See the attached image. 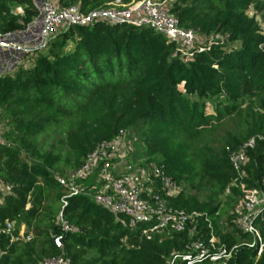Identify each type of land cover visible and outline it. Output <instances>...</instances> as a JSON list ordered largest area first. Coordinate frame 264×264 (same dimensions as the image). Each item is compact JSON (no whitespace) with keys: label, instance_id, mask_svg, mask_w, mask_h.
I'll use <instances>...</instances> for the list:
<instances>
[{"label":"trees","instance_id":"16d2710c","mask_svg":"<svg viewBox=\"0 0 264 264\" xmlns=\"http://www.w3.org/2000/svg\"><path fill=\"white\" fill-rule=\"evenodd\" d=\"M112 1L59 3L87 14ZM252 5L256 13L249 16ZM17 8L22 15L14 14ZM168 11L181 28L207 39L223 36L227 42L213 41L182 60L172 43L149 28L74 25L30 68L0 78V125L5 122L0 185L7 189L0 190V230L14 222L15 235L24 227L32 237L10 243L0 233V264H40L58 256L70 264H168L198 235L206 241L205 218L219 243L238 246L227 264H264V253L257 258L256 249L242 245L252 237L236 225L242 193L229 162L245 142L264 136V38L255 20L264 11V0H174ZM35 16L32 0H0L3 33L23 29ZM230 123L219 148H210L211 134ZM121 130L136 139L133 163L162 166L181 186L180 194L166 198L168 206L204 214L193 227L151 233L147 239L142 234L146 224L131 230L126 216L113 215L87 195L66 198L63 208L69 177L98 144ZM247 156L244 183L258 189L264 141L256 140ZM204 180L210 198L187 191L201 190ZM93 184L94 177L74 182L83 191ZM60 214L80 232L63 233L57 224Z\"/></svg>","mask_w":264,"mask_h":264},{"label":"built area","instance_id":"2783aa9c","mask_svg":"<svg viewBox=\"0 0 264 264\" xmlns=\"http://www.w3.org/2000/svg\"><path fill=\"white\" fill-rule=\"evenodd\" d=\"M36 16L23 29L3 33L0 31V78L12 76L19 68H30L33 60L48 49L56 37L71 26H89L95 22L109 24H125L134 27H145L162 35L175 48V54L182 60H190L196 52L208 49L211 42L225 44L226 37L203 38L196 31L186 30L179 26L163 3L155 0H113L104 7L87 14L77 6L62 7L59 0H32ZM15 15H22L17 8ZM263 17L255 20L264 38ZM202 39V42L199 41ZM135 137L131 131H119L111 141L98 144L84 159L81 167L70 177L69 194L62 199L63 208L67 206L66 198L79 194L87 195L97 206L113 215L127 217L129 228L135 229L138 224H146L142 234L150 239L151 233H181L204 214L187 213L172 209L166 198L176 197L182 191L162 166L153 163L139 167L132 162L133 142ZM256 140L264 141V136H256L241 145L229 156V162L236 175V183L242 193L236 212L237 228L252 237L251 242L242 243L256 249L259 258L264 253V176L259 188L248 189L244 183L247 177L246 168L249 163L247 152L253 149ZM3 128L0 125V143H3ZM141 162L144 163V160ZM94 177V184L89 190H80L74 186L75 180L84 181ZM209 236L206 241L201 235L184 246V250L171 256L168 264H200L208 261L212 264H227L233 251L238 247L228 248L219 243L213 232V226L207 218ZM57 224L65 234L79 233L80 228L69 224L60 214ZM15 223L5 222L0 233L9 238L10 243L31 240L30 234L20 231L14 234ZM4 251L0 248V258ZM40 264H70L63 256L46 259Z\"/></svg>","mask_w":264,"mask_h":264},{"label":"rangeland","instance_id":"374dc122","mask_svg":"<svg viewBox=\"0 0 264 264\" xmlns=\"http://www.w3.org/2000/svg\"><path fill=\"white\" fill-rule=\"evenodd\" d=\"M133 1L139 2L141 0H133ZM155 1L158 2V3H163L164 6L168 8L174 0H155ZM253 7H254L253 5L250 6L249 9H248V11H247V14L249 16H252L254 13H256V11L254 10ZM262 13H264V11L261 12L260 14H257L256 16L262 17ZM199 41L202 42V39H199ZM208 112H210V110H208ZM231 126H232L231 123L228 124V125L226 124L225 127H221V131H217L214 134H211V136L209 138L208 146L210 148H213V149L219 148V146H220L219 140H220L222 131H224L226 128L229 129ZM1 127L3 128V131H5V122L4 121L1 122ZM22 159L24 160V156H22ZM203 184L208 185V183H206V180H204V183ZM196 185H197V183L195 184V186ZM206 185L205 186H202L201 187V190L196 189V188L195 189H191L190 187H187V191H189V193H191V194L201 193L202 199H205V197L206 198H208V197L210 198V196H212V192L210 190V185H208V186H206ZM0 190L2 192H7V189L5 187L1 186V185H0ZM220 199H221V201L223 203L225 202V197L224 196H221ZM21 231H24L25 232V228L24 227H21Z\"/></svg>","mask_w":264,"mask_h":264}]
</instances>
